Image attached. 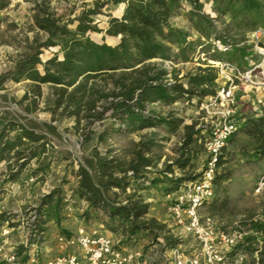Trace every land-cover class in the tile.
Segmentation results:
<instances>
[{
  "label": "trees",
  "instance_id": "obj_1",
  "mask_svg": "<svg viewBox=\"0 0 264 264\" xmlns=\"http://www.w3.org/2000/svg\"><path fill=\"white\" fill-rule=\"evenodd\" d=\"M31 1L30 29L35 34L27 49L14 61L13 67L0 74V90H4L10 81H27L24 93L17 100L21 111L12 113L0 109V162L8 165V179H16L32 159L39 158L45 151L50 137L58 134L53 122L73 119L72 129L83 132L82 143H88L93 137L95 139L75 171V194L87 202L85 213L90 215L100 209L125 231L127 240L140 232L151 233L154 239L161 235L165 246L174 247L178 240L168 233L165 224L148 215L150 204L131 187L133 181H143L149 169L156 165L159 155L153 151V138L140 135L137 141L130 143L124 157L110 145L103 152L98 145L107 142L114 132L123 130L136 132L161 124L175 130L182 119L155 113L151 109L153 104L171 105L181 98L190 100L196 96L200 105L205 96L216 93L219 86L216 66L203 62L180 77L173 66L169 69L165 66L166 61L176 60L172 54L174 46L178 48L181 61H189L190 54L195 51L196 59H217L214 54L205 55L203 42L187 41L181 30L172 27L171 19L178 14L183 1L191 3V19L195 20L194 26L203 37H209L211 42L218 40L230 44L233 48L241 43L242 47L235 48L231 57L243 58L247 48L243 45L244 36L255 28L264 27V0H211L215 17L201 12L203 5L199 0H108L113 4H124L122 15L111 17L105 29L107 35L118 38L115 44L89 38L87 31L100 29L90 24L91 20L85 14L76 18L78 23L71 31L67 25L72 20L58 14L51 0ZM5 6L0 0V9ZM225 15H230L237 22L239 42L232 41L224 33L211 36L215 30L213 21ZM51 47H59L61 57L54 53L42 61L40 55L43 48ZM241 63L238 66L243 70L245 66ZM43 84L50 86L43 108L50 114V121L29 117V114L41 110L39 104ZM0 97L6 99L7 94L3 93ZM106 119L110 123L94 133L92 125ZM203 127L206 126L196 122L184 125L181 155L171 162L183 170L184 175L172 179L174 189L180 182L186 179L195 181L202 174L191 175L184 171L189 157L183 158V155L190 152L188 146L194 139H201L204 144ZM13 131L15 134H12ZM238 131H243L252 139V156L264 158V113L244 118L227 143L235 138ZM225 148L226 145L217 159L211 179L214 196L208 203L212 202V206H216L215 195L224 191L222 183L231 178L226 169L218 171L227 160L223 154ZM13 159L15 166L11 163ZM165 166L170 170V164ZM129 187L132 191L127 193ZM55 193L51 191L44 195L35 211L44 215L42 208L46 205L59 223L61 206L59 198L53 200ZM7 218L4 212L0 213L1 221ZM251 228L255 234L246 235L233 248L248 256L244 262L264 264V219H253ZM110 230L115 231L111 227Z\"/></svg>",
  "mask_w": 264,
  "mask_h": 264
},
{
  "label": "rangeland",
  "instance_id": "obj_2",
  "mask_svg": "<svg viewBox=\"0 0 264 264\" xmlns=\"http://www.w3.org/2000/svg\"><path fill=\"white\" fill-rule=\"evenodd\" d=\"M6 6L0 9V74L11 69L14 61L27 49L28 42L31 41L34 31L30 29L31 25V0H1ZM202 3L201 12L212 15L211 0H199ZM51 5L54 10L62 15L67 20H72L68 23L69 30L74 31L78 23L76 18L85 14L87 19H90V24L95 25L99 31L89 30L86 35L94 41H105L108 44H115L118 40L112 39L105 33L108 22L111 17H120L118 9L120 3L113 4L108 0H51ZM124 8V4H123ZM192 5L188 1H183L182 7L178 14L171 19V25L174 28L181 30L187 41L203 42L205 55H215V61H231L238 65L242 61L246 70L250 65H255L252 72V81L247 82L244 79H233L237 84V88L233 90L235 97V112L236 116L248 118L256 114L264 113V37L256 45L254 40L249 38V31L244 38L245 55L243 58H232L235 48L242 47L238 44L236 47H231L228 51H219L212 48L214 45L209 40V37H203L194 26V21L191 19ZM212 11V10H211ZM236 21L230 15L222 16L213 21L215 30L211 32V36L216 33H224L232 41L240 37ZM41 35V33H40ZM110 42V43H109ZM54 53H58L61 57L59 47H51L42 50L40 58L46 61L52 57ZM174 62L171 66L179 72V77L192 71L194 67L203 62L216 66L211 60H202L201 57L196 59L197 51L190 54L189 61H181L178 53V48L173 47ZM238 55V54H237ZM235 56V55H234ZM223 78L218 79V85L224 83ZM184 82L185 80L182 79ZM27 81L19 83L8 82L4 90H0V95L5 93L7 98L0 97V109H7L12 113L20 112L21 109L17 104V100L22 96L26 89ZM42 97L39 107L41 110L29 114V117L39 121H50V114L43 110L45 102L50 92V86L43 84L41 86ZM204 99V98H203ZM203 101V100H202ZM151 109L159 115L170 114L172 117L182 119V123L175 130H171L167 125L161 124L155 128H144L136 132H114L108 138L107 142L98 145L100 151H104L107 145H110L116 153L124 157L127 149L132 141H137L140 135H144L147 139L153 138L155 155H159L156 165L149 169L146 178L143 181L132 182L135 190L143 196L150 204L149 216L155 217L161 223L165 224L169 234L178 240L174 247L165 246L164 238L160 235L154 239L151 233L140 232L131 240L126 239L125 231L118 228L116 221L107 218L106 214L100 209L94 210L90 215L85 213L87 210V202L79 198L75 194L77 179L75 171L78 168L79 160L86 156L91 146L95 143L94 137L88 143H82L84 140L82 130L74 131L72 125L73 119H63L53 122L57 126L58 134L50 137V142L46 145L45 151L39 158H34L22 170V172L14 180L8 179L9 168L7 163L0 162V213H8L6 217L19 215L14 217L15 222L9 224L15 227L6 236L1 235L2 226L0 223V235L4 240V248L11 251H20V244H15V238H8L16 235L18 232L23 235L22 229L17 228L22 219H26L28 210L35 209L40 206L41 199L44 195L55 191L53 200L60 199V222L57 223L51 209L44 205L42 219L45 221L44 229L47 230V244L49 250L44 251L48 256L57 253L55 245V235L58 233H69L77 231L84 227L87 230L100 229L115 241H118L120 246L138 248L143 252V256L148 259L151 264H167L172 249H178L184 254H190L195 251L199 244L193 236L183 231V229L175 223L172 216L169 214L168 200L166 194L171 191L182 189L191 180H184L179 183L177 188H172V179L180 177L183 174L175 164H171L173 159L180 156V143L184 136V125L196 122L203 127V135L207 136L211 119L205 116L201 104L198 103V98L193 96L190 100L181 98L171 105L153 104ZM110 123L109 120H103L92 125L94 133L100 131L105 124ZM118 124L115 126L117 127ZM15 134V131L12 132ZM253 141L243 131H238L235 138L226 144L223 154L225 162L220 165L218 171L225 170L230 172V179L222 183L224 191H219L215 195V205L212 202L203 205L199 209L200 216L205 219L211 217L214 226L225 232H232L237 229H243L247 235L254 233L251 228L253 219H264V186L256 192L258 183L264 176V158L258 159L252 156ZM190 152L183 155V158L189 157L187 166L184 171L191 175H199L203 172L207 153L203 144V140L194 139L188 146ZM12 165L16 163L14 159ZM166 164H170V170H167ZM197 180V178H196ZM119 192L118 189H115ZM132 188L127 189L130 193ZM18 219V220H17ZM17 220V221H16ZM1 221V220H0ZM110 227L115 231L110 230ZM65 230L66 232H62ZM13 232V233H12ZM255 234V233H254ZM258 239L259 236H258ZM23 240V237H22ZM20 241L19 238L16 242ZM44 247V244L43 246ZM239 250L230 249L228 256L234 258L239 254ZM244 254V253H243ZM245 257L248 256L245 254ZM0 264H6L0 252ZM244 264H252L245 261ZM260 264V263H253Z\"/></svg>",
  "mask_w": 264,
  "mask_h": 264
},
{
  "label": "built area",
  "instance_id": "obj_3",
  "mask_svg": "<svg viewBox=\"0 0 264 264\" xmlns=\"http://www.w3.org/2000/svg\"><path fill=\"white\" fill-rule=\"evenodd\" d=\"M264 37V27L253 29L249 38L256 45ZM212 44L220 51H228L230 44L218 40ZM216 64L219 78L224 83L218 86L215 94L205 96L200 103L205 116L211 119L209 131L204 139L207 153L205 168L199 179L189 182L182 189L166 194L169 204L167 210L173 220L183 231L190 234L198 242L199 247L190 254L172 249L167 264H243L245 254L239 252L230 258L226 252L242 242L247 232L237 229L232 232L219 230L214 226L211 217L203 219L199 209L214 196L211 179L217 159L228 139L244 121V117L236 116L233 90L237 84L233 79L252 81V72L256 68L250 65L242 70L231 61H211ZM172 62L165 66L171 68ZM257 115V114H256ZM264 186V177L258 183L256 192ZM45 221L35 209L28 210L26 219H22L17 228L23 232L20 251L6 250L2 236H6L15 227L5 222L0 235V252L6 264H151L138 248L120 246L108 234L100 229L87 230L84 227L69 233L55 235L57 253L46 255L43 249ZM161 264V263H158Z\"/></svg>",
  "mask_w": 264,
  "mask_h": 264
},
{
  "label": "crops",
  "instance_id": "obj_4",
  "mask_svg": "<svg viewBox=\"0 0 264 264\" xmlns=\"http://www.w3.org/2000/svg\"><path fill=\"white\" fill-rule=\"evenodd\" d=\"M6 215L8 214L7 212L5 213ZM19 215H12V217H8L7 219H5V220H2V221H0V223H1V226L3 227V225L5 224V222H7L8 220L10 221V222H15V219H13L14 217H18ZM18 220V219H17ZM16 220V221H17ZM12 225V224H11ZM43 230H44V239H43V244H44V247H43V249H44V251H46V250H49V247H48V244H47V242H48V240H47V235H48V232H47V230H45L44 229V227H43ZM13 233V232H12ZM15 238V240L13 241L15 244H20V246H22V236L20 235V232H18V236H16V235H14V236H12L11 235V237L9 236L8 238H6V240H8L9 238ZM12 238V239H13ZM17 238H19V240L20 241H17L16 242V239ZM22 248V247H21ZM21 248H19V249H21ZM230 249H228L227 251H229Z\"/></svg>",
  "mask_w": 264,
  "mask_h": 264
},
{
  "label": "bare ground",
  "instance_id": "obj_5",
  "mask_svg": "<svg viewBox=\"0 0 264 264\" xmlns=\"http://www.w3.org/2000/svg\"><path fill=\"white\" fill-rule=\"evenodd\" d=\"M121 4V7L118 9V14H121L122 12H123V3H120ZM210 11V13L213 15L214 14V12L213 11H211V10H209ZM112 39H117V37H110V39H109V41H111ZM110 43V42H109ZM53 48V47H52ZM211 61H214V60H211Z\"/></svg>",
  "mask_w": 264,
  "mask_h": 264
}]
</instances>
